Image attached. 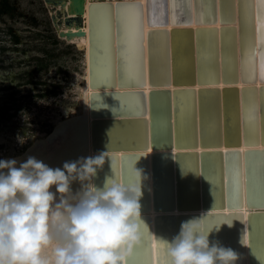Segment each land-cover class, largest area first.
<instances>
[{
  "label": "water",
  "instance_id": "95a60500",
  "mask_svg": "<svg viewBox=\"0 0 264 264\" xmlns=\"http://www.w3.org/2000/svg\"><path fill=\"white\" fill-rule=\"evenodd\" d=\"M160 1L163 18L156 21ZM43 2L48 12H55L49 14L55 31L61 15L66 27L74 24L77 29L56 31L59 36L85 37V0ZM68 2L69 15L57 10H63ZM249 3L250 34L245 26V5ZM128 10L133 11L130 16L135 20L137 51L133 59L128 51L132 46L128 41ZM256 15L257 0H100L89 4L90 119L84 116L82 120L85 134L86 126L89 128L93 155L106 152L107 157L93 181L102 187L116 174L122 183L132 182L133 162L148 177L141 197L143 240L129 264H143L149 246L151 264H170L166 247H159L161 239L170 241L178 234L181 222L194 215L204 216L210 241L218 240L240 254L238 264H264V206L258 194L254 196L258 185L255 166L264 153V79L259 75L262 49ZM145 22L150 29L147 34ZM137 24L143 32L142 42L138 41ZM167 25L170 30H166ZM101 28L108 30V37ZM157 39L163 49L159 57L162 77L158 80L153 56ZM254 51L260 85L245 81L243 76L244 56L254 55ZM141 57L142 84L137 82ZM110 66L114 76L105 74ZM239 79L241 88H237ZM147 85L150 90L146 93ZM194 85L199 88L195 90ZM221 146L226 150L221 151ZM238 156L241 203L232 198V169ZM222 219L226 220L217 224Z\"/></svg>",
  "mask_w": 264,
  "mask_h": 264
},
{
  "label": "clouds",
  "instance_id": "9594fccd",
  "mask_svg": "<svg viewBox=\"0 0 264 264\" xmlns=\"http://www.w3.org/2000/svg\"><path fill=\"white\" fill-rule=\"evenodd\" d=\"M105 153L55 168L34 156L0 159V264H127L143 240L148 177L133 162L132 182L115 174L98 187ZM209 232L202 215L182 221L170 241L161 239L170 264H238L240 254Z\"/></svg>",
  "mask_w": 264,
  "mask_h": 264
},
{
  "label": "rangeland",
  "instance_id": "374dc122",
  "mask_svg": "<svg viewBox=\"0 0 264 264\" xmlns=\"http://www.w3.org/2000/svg\"><path fill=\"white\" fill-rule=\"evenodd\" d=\"M43 0H0V158L74 107L83 51L60 39Z\"/></svg>",
  "mask_w": 264,
  "mask_h": 264
},
{
  "label": "bare ground",
  "instance_id": "6f19581e",
  "mask_svg": "<svg viewBox=\"0 0 264 264\" xmlns=\"http://www.w3.org/2000/svg\"><path fill=\"white\" fill-rule=\"evenodd\" d=\"M100 0H85L84 6V26L83 31L85 32V37L81 36H73L71 38H66L65 35L58 37L64 41H66L68 44L76 45L77 48L81 49L83 51V63H84V73L81 77V83L76 85L77 86V92H78V98L75 102L74 107H70L69 105H66L64 108V111L62 114L59 115V118L54 120L52 123L47 124L46 131L43 133H40L36 135L34 138H31L29 142H27L25 145L22 146L17 152L14 153H6L1 156L0 159H16L18 162L26 161L29 156H34L37 159L43 161L50 167H62L63 163L65 161H73L77 160L80 157H88L90 155H93V152L90 148V137H89V128L86 126V134L84 131V122L83 117L86 116L87 120L89 121V113H88V103H89V94L91 93V89L88 83V71H87V64H88V6L91 2H98ZM103 1H111L112 3L116 1H133V0H103ZM144 3L145 0H135ZM68 4L69 2L64 6L63 10L60 7H57V10L60 9L61 11H66L69 15L68 11ZM51 6L48 5V8ZM156 21H160L163 18L162 13V3L161 1L156 6ZM50 14H54V11H49ZM130 13H133L132 10H128L127 14V25H128V35L129 39L128 41L131 43L132 46L128 47L129 51V57H135L134 53L137 51L134 47V36L135 32L133 29V25L135 24V20L133 17L130 16ZM104 16V14H102ZM101 15V18H102ZM61 24L57 26V32H77V29L74 24H72L70 27H66L64 25L63 21V15H61ZM104 20V19H103ZM158 23V22H157ZM104 24V22H103ZM216 26L219 27V23H216ZM192 27L194 25L192 24ZM170 25L166 26V30H170ZM103 30L102 34L108 37V30H105V28H101V31ZM149 27L147 26L146 22L144 23V32L147 34L149 32ZM156 45L154 49L156 50V54L154 56V69H155V75L156 79H160L162 77V69L159 65L161 57V49L162 44L159 39L155 40ZM145 44V42H144ZM133 47V48H132ZM107 50V47L104 46V51ZM163 50V49H162ZM106 53V52H105ZM136 53V52H135ZM239 56V55H238ZM133 59V58H132ZM253 60L255 61V70L253 71ZM247 61V62H246ZM240 64V63H239ZM156 66V67H155ZM239 66V65H238ZM243 76L246 79L245 81L254 80L256 85H260L258 82V79L256 77V51H254V55L245 54L243 59ZM251 82H248V84ZM243 85V82L241 79H239L237 83V88H241ZM223 85L219 82L218 89H221ZM170 89H173L172 86L169 87ZM195 90H197L199 87L197 85H194ZM105 89V88H104ZM150 90V87L147 85L144 89V91L147 93ZM63 122V123H62ZM86 123V122H85ZM257 148H261L260 145H258ZM221 151H225L226 148L224 146L220 147ZM201 150L200 147L197 148V151L199 152ZM240 150L243 151L244 148L241 145ZM23 152H25V155L22 156ZM148 154H151V150L147 151ZM172 152H175L172 150ZM255 158V157H254ZM243 172V170H242ZM80 187L78 182H74L72 185L73 191L78 190ZM243 210L246 212L245 205L243 204ZM226 210V209H225ZM151 216H153V212L150 213Z\"/></svg>",
  "mask_w": 264,
  "mask_h": 264
},
{
  "label": "snow or ice",
  "instance_id": "6c2138e0",
  "mask_svg": "<svg viewBox=\"0 0 264 264\" xmlns=\"http://www.w3.org/2000/svg\"><path fill=\"white\" fill-rule=\"evenodd\" d=\"M123 7H132L129 5H124ZM187 8H190V5L186 6ZM251 4L245 5V26L248 29V32L250 34L252 30V12H251ZM189 19L191 17L189 16ZM201 19H203V15H201ZM153 23L155 24V20H153ZM173 23H176V17L173 16ZM256 30L258 33V40L261 45V52H260V58H259V75L261 79H264V0H257V15H256ZM137 36L138 41L142 42L143 40V32L139 24H137ZM250 39V36L248 35L245 40L246 42ZM142 53V48H141ZM247 55V53H246ZM247 62V61H246ZM253 71L255 70V61L253 60ZM111 73L114 76V73L112 71L111 66L107 71H105V74ZM124 74V72H123ZM143 70H142V57H141V63L137 70V76L139 79L137 80L138 83L142 84L143 79ZM141 107L143 109V104H141ZM251 132V130H249ZM257 141H254L252 143H256ZM148 146V145H147ZM147 146L145 148H147ZM124 163V161H123ZM255 174L257 176L258 185L254 192V196L258 194L259 200L261 202V206H264V153L260 154V160L258 163V166H255ZM240 171H239V156L237 157V163L233 166L232 169V198L234 201L241 203V185H240ZM222 195H223V185H222ZM255 202V199H254ZM240 206H234L232 208H239ZM223 217V215H219ZM226 219H222L217 221V224H219L221 221H224ZM227 222H230L227 220ZM160 249L164 248V244L161 242L159 245ZM139 251L143 252V249H140ZM129 264V262H128ZM143 264H151V248L148 247V251L146 254V257L143 261Z\"/></svg>",
  "mask_w": 264,
  "mask_h": 264
}]
</instances>
